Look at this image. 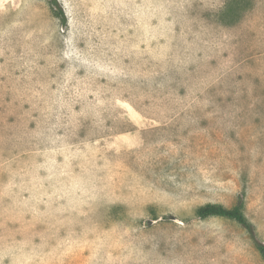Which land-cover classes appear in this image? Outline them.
Listing matches in <instances>:
<instances>
[{"label":"rangeland","instance_id":"rangeland-1","mask_svg":"<svg viewBox=\"0 0 264 264\" xmlns=\"http://www.w3.org/2000/svg\"><path fill=\"white\" fill-rule=\"evenodd\" d=\"M0 0V264H264V0Z\"/></svg>","mask_w":264,"mask_h":264},{"label":"trees","instance_id":"trees-1","mask_svg":"<svg viewBox=\"0 0 264 264\" xmlns=\"http://www.w3.org/2000/svg\"><path fill=\"white\" fill-rule=\"evenodd\" d=\"M49 2L51 4L53 11L57 14V16L61 19V21L65 22L66 16L58 0H49ZM241 206H242L241 201H238L236 205H234L231 208H226L222 206L221 204H214V203L206 204V205H203L197 208L196 214L200 218H204V217L211 216V215H218V216H224V217H228V218L235 220L247 231V233L252 238L256 249L261 254V256L264 258V243L255 239L253 225L251 222L248 221V219L244 215Z\"/></svg>","mask_w":264,"mask_h":264}]
</instances>
